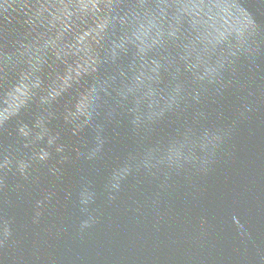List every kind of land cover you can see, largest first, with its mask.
<instances>
[{
    "label": "water",
    "instance_id": "water-1",
    "mask_svg": "<svg viewBox=\"0 0 264 264\" xmlns=\"http://www.w3.org/2000/svg\"><path fill=\"white\" fill-rule=\"evenodd\" d=\"M0 264H264V0H0Z\"/></svg>",
    "mask_w": 264,
    "mask_h": 264
}]
</instances>
